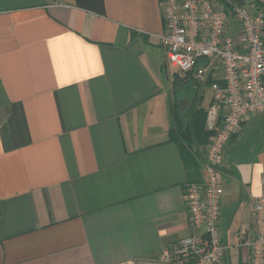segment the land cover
Here are the masks:
<instances>
[{"label":"crops","instance_id":"1","mask_svg":"<svg viewBox=\"0 0 264 264\" xmlns=\"http://www.w3.org/2000/svg\"><path fill=\"white\" fill-rule=\"evenodd\" d=\"M162 30L160 0H0V264H162L190 233L183 187L204 175L212 91L192 79L176 103ZM222 168L227 233L260 194L264 113Z\"/></svg>","mask_w":264,"mask_h":264},{"label":"built area","instance_id":"2","mask_svg":"<svg viewBox=\"0 0 264 264\" xmlns=\"http://www.w3.org/2000/svg\"><path fill=\"white\" fill-rule=\"evenodd\" d=\"M160 41L167 66L190 72L212 91L205 128L210 132L204 175L184 184L190 233L164 246L162 264H219L230 245L219 224L223 153L250 113H264V8L219 0H160ZM223 84L207 83L214 68ZM260 194L250 202V222L237 233L246 264H264V169Z\"/></svg>","mask_w":264,"mask_h":264},{"label":"trees","instance_id":"3","mask_svg":"<svg viewBox=\"0 0 264 264\" xmlns=\"http://www.w3.org/2000/svg\"><path fill=\"white\" fill-rule=\"evenodd\" d=\"M227 4L228 3H225L226 6L229 5V4L228 5ZM170 76H171V80H172V84H173V87H172L173 95H174V97L178 98L176 103L177 102L179 103V99L181 96H182L183 100L186 97L190 98L189 100L192 99V96L189 94V89H188V88H190V86L187 84L192 79H194V81H196L199 84V86L197 88L198 89L200 88V83L192 76V74L190 72L185 73L184 75H181L179 72H173ZM207 82L209 83V81H207ZM184 91L188 92V94H184ZM174 106H175V104H174ZM174 106H173V109L175 108ZM196 112L198 113L197 115H199L200 109H196L194 111V113L191 115V118L193 117V119H194L196 117V114H195ZM172 114H175L174 111H172ZM174 118H175V116H174ZM178 118H177V120L175 119L174 127L171 128V132L174 133L175 135H180V137H183L181 134H178L179 129H180L182 134L184 133L185 129H188L189 131L186 134L190 135L192 133L191 129H193V119H191L189 122L186 123L188 125L187 126L188 128L185 127V129H184L183 126H180Z\"/></svg>","mask_w":264,"mask_h":264},{"label":"rangeland","instance_id":"4","mask_svg":"<svg viewBox=\"0 0 264 264\" xmlns=\"http://www.w3.org/2000/svg\"><path fill=\"white\" fill-rule=\"evenodd\" d=\"M170 72H171V69H170ZM244 219H245L244 217L240 216L239 212L236 213V216L233 220L232 225L229 228H227L225 239H226V242L230 245V248L226 251L222 264H246L244 262L245 251L243 248L237 245V233L242 229L240 228L241 224H239V222Z\"/></svg>","mask_w":264,"mask_h":264}]
</instances>
